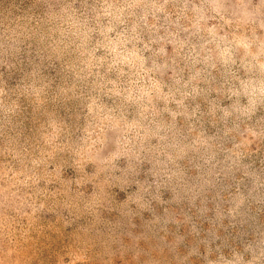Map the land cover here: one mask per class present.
I'll return each mask as SVG.
<instances>
[{"label":"rangeland","instance_id":"rangeland-1","mask_svg":"<svg viewBox=\"0 0 264 264\" xmlns=\"http://www.w3.org/2000/svg\"><path fill=\"white\" fill-rule=\"evenodd\" d=\"M0 264H264V0H0Z\"/></svg>","mask_w":264,"mask_h":264}]
</instances>
